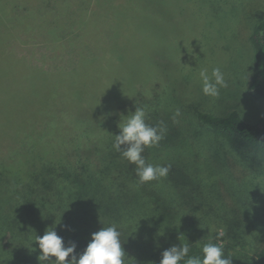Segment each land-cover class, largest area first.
<instances>
[{
	"label": "trees",
	"instance_id": "1",
	"mask_svg": "<svg viewBox=\"0 0 264 264\" xmlns=\"http://www.w3.org/2000/svg\"><path fill=\"white\" fill-rule=\"evenodd\" d=\"M111 1L0 0V264H40L34 238L49 228L82 253L93 233L112 224L121 233L125 264H159L164 250L186 242L190 255H200L209 241L220 244L232 264H264V216L256 213L264 206L252 199L253 182L264 169V114L250 121L244 115L249 107L238 112L226 103L207 106L196 95L180 99L175 90H162L165 80L157 82L158 73L136 87L139 68L126 52L148 45L142 32L147 24L126 41L115 36V26L122 21L128 28L131 17L147 11L136 0H121L113 11L107 7ZM251 18L243 94L247 101H264V9L256 4ZM106 23L113 29L112 41L111 32L105 37L110 57L99 40L93 42ZM33 36H43L40 50L52 49L51 60L67 61L79 46L90 50L69 68H63L65 61L44 70L27 65L32 50L19 55L13 49ZM83 36L92 46L81 45ZM207 62L191 55L185 73L192 78ZM105 69L127 76L113 87ZM86 78L92 82L83 84L92 88L82 95L75 83ZM136 105L146 109L147 123L167 126L158 146L143 156L153 165H171L167 177L143 185L135 165L112 149L121 115ZM174 144L196 148L193 162L190 155L176 157ZM21 152L27 158L10 160ZM159 192L174 197L161 200Z\"/></svg>",
	"mask_w": 264,
	"mask_h": 264
},
{
	"label": "rangeland",
	"instance_id": "2",
	"mask_svg": "<svg viewBox=\"0 0 264 264\" xmlns=\"http://www.w3.org/2000/svg\"><path fill=\"white\" fill-rule=\"evenodd\" d=\"M77 1V0H76ZM225 1V2H223ZM136 0V5L140 9L146 8L147 14L131 17L128 20V28L122 21L116 22L115 36L118 40L126 41L134 31L140 26L147 24L142 28L145 39H149V43L146 47L143 45L139 49H130V54L134 55V63L138 65V72L136 80L137 86H145V82L149 75L158 73L157 82L160 79L165 81L159 83L162 90L165 89L173 94L176 92V97L183 99L187 95H196L201 99H206V105L226 103L227 105L236 106L238 112H244L245 108L249 107L246 114L250 121L254 120L257 116L264 114V101L258 99H250L247 101V95L243 94V85L248 76L250 69L249 63V42L248 36L245 33H249L250 28L256 19L251 18L252 13L257 4V9H264V0ZM121 0H113L110 6L107 7L111 10L119 9L118 4ZM93 5V3H90ZM88 5V2H87ZM105 6V5H104ZM106 6L104 9H108ZM108 14V13H107ZM67 28V26H66ZM247 29V30H246ZM249 30V31H248ZM111 32V34H110ZM110 34V42L113 38V29L110 31L106 23L100 29V33L97 36H93V42L99 40L100 46H105L107 52L106 57H110L108 54V46H106L107 38ZM108 36L107 38H105ZM86 37V36H83ZM88 37V35H87ZM86 37L85 41H81V45L92 46L91 40ZM73 42L74 46H77V42ZM21 41L15 42L12 48L15 53L23 55V53L32 50L27 53L26 63L27 65H38L39 68L48 70L49 68L60 67L64 65L66 57L50 59V55L54 54L52 49H42V43H44L43 36H33L23 43ZM74 48V47H73ZM88 47H78L75 51L68 54L70 57L65 63L63 68H69V63L76 61L77 55L80 56L81 52H86ZM86 50V51H85ZM90 49H88L89 51ZM207 57V63L204 68H207L209 72L214 67H220L224 73V78L227 87L220 89L218 97H208L202 93L201 83L199 80V72L196 76L192 77L189 73H185L188 70L189 56ZM31 56L33 59L31 60ZM101 57H104L102 55ZM99 59V58H98ZM113 57L110 58L112 60ZM222 59V60H218ZM115 61V58H114ZM184 67V68H182ZM203 69V68H201ZM199 69V71L201 70ZM106 76L112 78L111 84L115 86L116 81L123 83L127 73L121 71L114 76H111L105 69ZM85 81H76L75 86L77 90L85 93L86 90H90V85L83 84L84 82L91 83V78L84 79ZM244 83V84H243ZM135 84V82L133 83ZM90 86V87H89ZM92 88V87H91ZM190 93V94H189ZM205 96V98L203 97ZM225 104V105H226ZM224 106V105H222ZM229 107V106H228ZM227 107V108H228ZM231 109V108H228ZM226 109V111L228 110ZM228 112V111H227ZM222 114V113H221ZM206 143L203 141L198 142ZM204 147V150L208 152L210 145ZM177 147V156L188 157L192 163L196 156V148L193 151L187 146ZM172 146V147H173ZM180 146V145H179ZM202 146V145H201ZM6 154V153H5ZM23 155V159L27 158L26 153L15 154L11 161L18 163ZM1 158H4V153L1 152ZM1 160L0 162H2ZM192 165V164H190ZM18 166V164H17ZM185 169V168H184ZM220 169V168H219ZM185 171L189 174H197L192 171ZM220 180H224L221 170ZM236 178H239L238 169L236 170ZM257 182V183H256ZM256 182V192L252 190V199L257 206H264V169L258 174ZM161 200L166 197H174L172 192L158 193ZM264 208V207H263ZM256 208L253 209L255 212ZM261 216H264V209L261 212H256ZM261 228V227H260Z\"/></svg>",
	"mask_w": 264,
	"mask_h": 264
},
{
	"label": "clouds",
	"instance_id": "3",
	"mask_svg": "<svg viewBox=\"0 0 264 264\" xmlns=\"http://www.w3.org/2000/svg\"><path fill=\"white\" fill-rule=\"evenodd\" d=\"M202 93L208 97H218L220 89L227 87L224 73L220 67H214L211 72L207 68L199 71ZM176 115H179L177 112ZM148 113L142 106H135L127 116L121 115L118 124V134L113 135L112 149L120 158L135 165V175L138 183L143 185L150 181L167 177L171 165H153L143 156L146 148L158 146L167 132L164 121L155 126L147 123ZM60 223V222H59ZM57 223V224H59ZM121 233L117 226H103L91 236V240L82 253H76L77 245L71 242L65 246L64 240L54 228H49L45 234L36 236L34 241L39 246L41 254L37 257L40 264H125V252L121 246ZM183 237L181 235L179 240ZM186 240V239H185ZM190 244L173 245L162 253L159 264H232L231 257H225L220 244L211 241L201 246L200 255H190ZM54 257V260L50 258ZM71 257V259H68Z\"/></svg>",
	"mask_w": 264,
	"mask_h": 264
}]
</instances>
